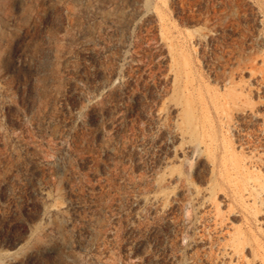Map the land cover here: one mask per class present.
Instances as JSON below:
<instances>
[{
  "label": "rangeland",
  "instance_id": "1",
  "mask_svg": "<svg viewBox=\"0 0 264 264\" xmlns=\"http://www.w3.org/2000/svg\"><path fill=\"white\" fill-rule=\"evenodd\" d=\"M0 264H264V0H0Z\"/></svg>",
  "mask_w": 264,
  "mask_h": 264
},
{
  "label": "bare ground",
  "instance_id": "2",
  "mask_svg": "<svg viewBox=\"0 0 264 264\" xmlns=\"http://www.w3.org/2000/svg\"><path fill=\"white\" fill-rule=\"evenodd\" d=\"M215 107V106H214ZM224 108V107H223ZM188 110V109H187ZM190 111V110H189ZM191 112V111H190ZM193 112V111H192ZM190 114V113H189ZM191 116V115H190ZM203 122L205 123V126H206V124L208 125L209 124V126H211V119L210 118H207V119H205V120H203ZM203 126V128L204 129H202V131H198L197 132V136H199L203 141H205L204 139H208V141H209V143H213V144H216L217 142H216V138H215V133L213 132V133H211L210 131H206L205 130V128L206 127H204V125H202ZM194 129H196V128H194ZM200 129V128H199ZM216 147H217V145H216ZM220 147H222L223 148V150H224V152L226 153V152H229L230 153V157L228 158V160L231 162V163H237V161H238V156L234 153V151H233V146H232V142L230 141V140H228L227 138H224L223 140H222V144H221V146ZM229 153H228V155H229ZM233 243V242H232ZM239 248V247H238ZM237 248V246L235 245V249L234 250H236V249H238ZM239 251V250H238Z\"/></svg>",
  "mask_w": 264,
  "mask_h": 264
}]
</instances>
